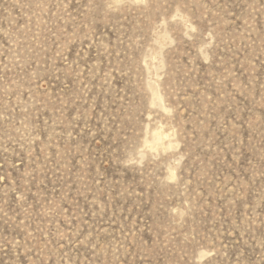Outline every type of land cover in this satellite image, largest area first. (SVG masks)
Segmentation results:
<instances>
[{
	"label": "rangeland",
	"instance_id": "obj_1",
	"mask_svg": "<svg viewBox=\"0 0 264 264\" xmlns=\"http://www.w3.org/2000/svg\"><path fill=\"white\" fill-rule=\"evenodd\" d=\"M0 264H264V0H0Z\"/></svg>",
	"mask_w": 264,
	"mask_h": 264
}]
</instances>
